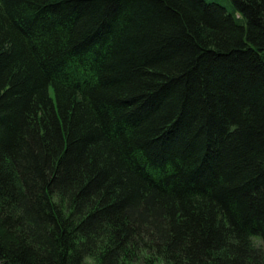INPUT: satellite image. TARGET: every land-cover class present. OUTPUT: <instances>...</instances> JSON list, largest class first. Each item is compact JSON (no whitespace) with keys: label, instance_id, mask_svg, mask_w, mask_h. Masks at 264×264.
I'll return each instance as SVG.
<instances>
[{"label":"trees","instance_id":"1","mask_svg":"<svg viewBox=\"0 0 264 264\" xmlns=\"http://www.w3.org/2000/svg\"><path fill=\"white\" fill-rule=\"evenodd\" d=\"M0 0V264H264V0Z\"/></svg>","mask_w":264,"mask_h":264},{"label":"rangeland","instance_id":"2","mask_svg":"<svg viewBox=\"0 0 264 264\" xmlns=\"http://www.w3.org/2000/svg\"><path fill=\"white\" fill-rule=\"evenodd\" d=\"M213 1H217V2L225 5L226 7L230 8V9L232 8L231 0H213Z\"/></svg>","mask_w":264,"mask_h":264}]
</instances>
